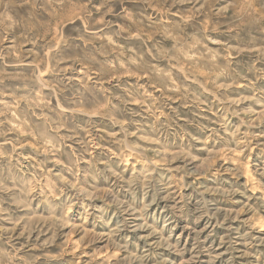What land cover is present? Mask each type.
<instances>
[{
    "label": "rangeland",
    "instance_id": "obj_1",
    "mask_svg": "<svg viewBox=\"0 0 264 264\" xmlns=\"http://www.w3.org/2000/svg\"><path fill=\"white\" fill-rule=\"evenodd\" d=\"M263 220L264 0H0V264H264Z\"/></svg>",
    "mask_w": 264,
    "mask_h": 264
},
{
    "label": "bare ground",
    "instance_id": "obj_2",
    "mask_svg": "<svg viewBox=\"0 0 264 264\" xmlns=\"http://www.w3.org/2000/svg\"><path fill=\"white\" fill-rule=\"evenodd\" d=\"M93 138H94V137H93ZM254 145H255V144H254ZM251 148H252V146H251ZM114 156H115V155H114ZM129 158H130V157H129ZM247 172H249V171H247ZM174 180H175V179H174ZM254 182H255V181H254ZM253 187H254V186H253ZM253 187H252V188H253ZM263 221H264V220H263ZM192 260H193V259H192ZM77 262H78V261H77Z\"/></svg>",
    "mask_w": 264,
    "mask_h": 264
}]
</instances>
